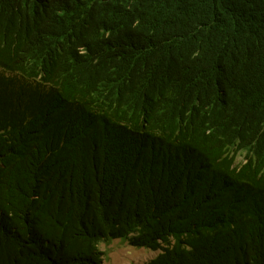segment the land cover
Listing matches in <instances>:
<instances>
[{
    "label": "trees",
    "instance_id": "1",
    "mask_svg": "<svg viewBox=\"0 0 264 264\" xmlns=\"http://www.w3.org/2000/svg\"><path fill=\"white\" fill-rule=\"evenodd\" d=\"M111 238L264 264V0H0V264Z\"/></svg>",
    "mask_w": 264,
    "mask_h": 264
},
{
    "label": "rangeland",
    "instance_id": "2",
    "mask_svg": "<svg viewBox=\"0 0 264 264\" xmlns=\"http://www.w3.org/2000/svg\"><path fill=\"white\" fill-rule=\"evenodd\" d=\"M243 161L244 157L240 155L237 162ZM100 248L104 251L103 264H147L160 253L159 250L134 247L126 238H111L100 243Z\"/></svg>",
    "mask_w": 264,
    "mask_h": 264
}]
</instances>
